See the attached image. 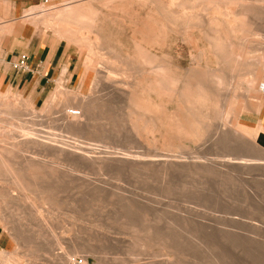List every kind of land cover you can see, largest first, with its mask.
<instances>
[{
	"label": "rangeland",
	"instance_id": "obj_1",
	"mask_svg": "<svg viewBox=\"0 0 264 264\" xmlns=\"http://www.w3.org/2000/svg\"><path fill=\"white\" fill-rule=\"evenodd\" d=\"M101 1L40 0L27 10L64 43L41 96L0 91V264H264V148L240 120L254 110L247 81L263 67L264 0ZM161 4L192 16L193 27L167 25ZM76 11L94 13L92 28ZM151 68L176 74L168 96L152 92L164 87ZM70 109L78 127L66 124Z\"/></svg>",
	"mask_w": 264,
	"mask_h": 264
},
{
	"label": "crops",
	"instance_id": "obj_2",
	"mask_svg": "<svg viewBox=\"0 0 264 264\" xmlns=\"http://www.w3.org/2000/svg\"><path fill=\"white\" fill-rule=\"evenodd\" d=\"M40 0H0V91L28 89L41 96L48 74L61 64L57 58L62 40L55 41L52 31L42 23H32L27 12ZM27 56L25 70L15 71L13 64ZM63 62V61H62ZM264 74V65L261 68ZM264 75L261 77L263 78ZM248 100L252 111H243L240 120L255 129V141L264 148L263 96ZM260 101V102H259Z\"/></svg>",
	"mask_w": 264,
	"mask_h": 264
},
{
	"label": "bare ground",
	"instance_id": "obj_3",
	"mask_svg": "<svg viewBox=\"0 0 264 264\" xmlns=\"http://www.w3.org/2000/svg\"><path fill=\"white\" fill-rule=\"evenodd\" d=\"M102 1H104V0H102ZM101 1V2H102ZM108 2H110L109 4H110V6L112 7V8H120L122 5H124L125 3H127L128 2V0H107ZM106 1V2H107ZM130 1H133V0H130ZM130 1H129V3H130ZM136 1H140V0H136ZM136 1L134 2V3H136ZM145 1V0H144ZM155 1V0H154ZM171 2H172V0H170ZM176 1H178V0H176ZM195 1V0H194ZM193 1V2H194ZM202 1V0H201ZM206 1V0H205ZM207 1H209V0H207ZM106 2H105V4H106ZM107 2V3H108ZM142 2H143V0H142ZM160 2V1H159ZM166 2V1H165ZM173 2H174V0H173ZM181 2H183V4H184V1H181ZM210 2V1H209ZM234 2V1H233ZM240 2V1H239ZM242 2V1H241ZM245 2V1H244ZM244 2H243V4H244ZM248 2V1H247ZM103 3V2H102ZM133 3V2H132ZM138 3V2H137ZM146 2H144V4H145ZM192 3V2H191ZM231 3H232V1H231ZM230 3V4H231ZM246 3V2H245ZM248 3H250V2H248ZM260 3H262V1L260 2ZM142 4V3H141ZM168 4H169V2H168ZM187 4V3H186ZM242 3L241 4H238L239 6L240 5H243ZM131 5H133V4H131ZM146 5V4H145ZM159 5H160V3H159ZM180 5H182V4H179V6ZM234 5V4H233ZM232 5V6H233ZM237 5V6H238ZM246 5V4H245ZM247 5H249V4H247ZM245 6L246 8L248 7V6ZM78 6H80V5H78ZM84 6H86V5H84ZM106 6V5H105ZM140 6V5H139ZM149 6H150V4H149ZM188 6V5H187ZM190 6H192V5H190ZM250 6V5H249ZM68 7V6H67ZM73 7V6H72ZM81 7V6H80ZM131 7V6H130ZM153 7V6H152ZM250 7H252V5L250 6ZM262 7V6H261ZM74 8V7H73ZM72 8V9H73ZM79 8V7H78ZM156 8V7H155ZM158 8V10H159V13H162L163 15H165V17H164V19L166 20V23H167V21H169L170 23H180V27H182L183 29H186L187 30V28L188 27H190V26H192V16H185V17H183V16H181V15H179V14H177V13H175V12H172V11H170V10H168V7L167 8H165L162 4H161V7H157ZM178 8V7H177ZM190 8V7H189ZM240 8H242V6L241 7H239V9ZM249 8V7H248ZM69 9H70V6H69ZM153 9V8H152ZM152 9H150V11L152 10ZM191 9V8H190ZM194 9V8H193ZM196 9V8H195ZM242 9H244V8H242ZM76 10H78V9H76ZM80 10V9H79ZM198 10V9H197ZM249 10V9H248ZM251 10H252V8H251ZM59 11H61V10H59ZM69 11V10H68ZM67 11V12H68ZM236 11V10H235ZM62 12V11H61ZM64 12V11H63ZM69 12H72V10L70 9V11ZM74 12H75V10H74ZM77 13H76V18L75 19H77V21H81L82 23H88L89 24V21H90V19H91V17L94 15V13H92V16L90 17V16H86L85 14V11H84V13L85 14H82V13H78V11H76ZM156 13V12H155ZM182 13V12H181ZM89 14V13H88ZM161 14V15H162ZM192 14V13H191ZM190 14V15H191ZM59 15V14H58ZM98 14H96V16H97ZM158 15V14H157ZM161 15H159V16H161ZM66 16V15H65ZM99 16V15H98ZM58 17V16H57ZM163 17H161V19L163 18ZM194 17V16H193ZM241 17H243V16H241ZM62 18H64V16H62ZM71 18H74L73 16H71ZM70 18V21L72 20ZM98 18V17H97ZM246 18V17H245ZM249 18V17H248ZM74 19V20H75ZM194 19V18H193ZM239 20V19H238ZM96 21H97V19H96ZM194 21V20H193ZM55 22V21H54ZM75 22V21H74ZM98 22V21H97ZM165 22V21H164ZM168 22V23H169ZM168 23H167V25H168ZM195 24H196V22H194ZM247 23H248V21H247ZM86 25V27H88L89 25ZM92 24V23H91ZM63 25V24H62ZM93 25V24H92ZM138 25V24H137ZM175 25V24H174ZM194 25V24H193ZM178 26V27H179ZM64 27H66V26H64ZM79 27V26H78ZM89 27H91L92 28V26L90 25ZM95 27V26H94ZM193 27V26H192ZM133 28H137V27H133ZM177 28V27H176ZM191 28V27H190ZM87 29V28H86ZM85 29V30H86ZM137 29H139V28H137ZM177 29H179V28H177ZM176 29V30H177ZM181 29V28H180ZM179 29V30H180ZM88 30V29H87ZM93 30V29H92ZM66 31V30H65ZM181 31H182V29H181ZM180 31V32H181ZM183 31H185V30H183ZM68 32V31H67ZM90 32V31H89ZM88 32V33H89ZM64 33V32H63ZM69 33V32H68ZM91 34V33H90ZM143 34V33H142ZM183 34H184V32H183ZM66 35H68V34H66ZM70 36H71V34H69ZM69 36V37H70ZM218 38V37H217ZM86 40V39H85ZM209 40V39H208ZM227 40V39H226ZM80 41H81V39H80ZM79 41V42H80ZM95 41V40H94ZM225 42H229V41H225ZM80 43H82V42H80ZM79 43V44H80ZM87 43V42H86ZM86 43H82V45L83 44H85L86 45ZM88 44H90V43H88ZM215 44H216V42H215ZM228 44V43H227ZM81 45V44H80ZM99 45V44H98ZM98 45H96V46H98ZM229 47H231V46H229ZM85 48V47H84ZM86 48H88V47H86ZM98 48V47H97ZM89 50V49H88ZM90 50H92V49H90ZM96 50V49H95ZM208 50V49H207ZM229 50V49H228ZM89 53V52H88ZM90 54V53H89ZM91 54H93L94 55V53H91ZM90 56V55H89ZM114 56V55H113ZM209 56V55H208ZM92 57V56H91ZM93 57H95V56H93ZM117 57V56H116ZM201 57V56H200ZM239 56H237V59H239L238 58ZM243 58L244 57H246V56H242ZM101 58V57H100ZM117 58H119V57H117ZM87 59H89V58H87ZM96 59V58H95ZM122 59V58H121ZM139 59V58H138ZM209 59V58H208ZM246 58H244V60H245ZM263 59V58H262ZM120 59H118L117 61H119ZM128 60V59H127ZM146 60V59H145ZM241 60H242V58H241ZM111 61V60H110ZM109 61V62H110ZM247 61V60H246ZM262 61V60H261ZM98 61L97 60H91V63H89V64H87V67H86V70H84L85 71V73H86V75H85V73H84V75L86 76V83H85V85L88 83V80H89V78H90V74L92 73V71L94 70V68H95V66H96V63H97ZM114 62H116L115 61V59H114ZM227 62V61H226ZM120 63V62H119ZM141 63V62H140ZM116 64H118V63H116ZM166 64V63H165ZM165 64H164V67H165ZM239 64V63H238ZM157 65V64H156ZM262 65H264V61H263V63H262ZM119 66V65H118ZM211 66V65H210ZM99 67V66H98ZM102 66L100 65V67L99 68H101ZM123 67V66H122ZM121 67V68H122ZM153 68L154 67H159V66H152ZM163 66H161L160 68H162ZM164 67L162 68V69H164ZM167 67H169V66H167ZM194 67H196V66H194ZM208 67V66H207ZM253 67V66H252ZM251 67V68H252ZM259 67V66H258ZM97 69V70H99L100 71V69ZM103 68V67H102ZM117 68V67H116ZM125 68H127V67H125L124 66V69ZM153 68H151V70H150V72H148L147 71V73H149V76H151V78H154V80L156 81V82H160L161 84L160 85H162V87H164V89L163 90H159L158 88H156L155 87V89H154V91H152L156 96H158V95H165V96H168L169 95V90H172V84H175V85H177L176 84V80H175V76H176V74L172 77V75H171V72H169L170 73V75H169V73L168 72H166V71H157V70H155L154 72H153ZM159 68V69H160ZM197 68V67H196ZM201 68V67H200ZM244 68V67H243ZM253 68H255V67H253ZM123 69V68H122ZM156 69V68H155ZM226 69V68H225ZM228 69V68H227ZM226 69V70H227ZM231 70H232V67L230 68ZM258 69V68H257ZM187 70V69H186ZM242 70V69H241ZM240 70V71H241ZM251 70V69H250ZM255 70V69H254ZM169 71V70H168ZM174 71V70H173ZM188 71V70H187ZM187 71H185L186 72V75L189 73V74H191L190 72H188L187 73ZM230 71V70H229ZM253 71V70H252ZM95 72V71H94ZM93 72V74H95ZM103 72V71H102ZM105 72V71H104ZM130 72V71H129ZM128 72V73H129ZM135 72V71H134ZM145 72V71H144ZM143 72V74L145 75V74H147V73H144ZM184 72V73H185ZM242 72V71H241ZM254 72V71H253ZM105 73H107V72H105ZM109 73V72H108ZM123 73V72H122ZM141 73V72H140ZM177 73V72H176ZM179 73V72H178ZM248 73H250V72H248ZM109 74H111V73H109ZM235 74V73H234ZM239 74V73H238ZM105 75V74H104ZM115 75V74H114ZM181 75H182V73H181ZM183 75H185V74H183ZM185 75V76H186ZM193 75V74H192ZM230 75V74H229ZM264 74H263V72H262V69L261 68H259L258 70H256V72H254V75H253V77H249L250 79L248 80V79H246V80H248L247 81V85H246V87H245V90H246V92H247V94H249V96L251 97V96H259L260 94H262V96L264 95L263 94V92H262V90H261V88H260V83H262V82H259L258 83V81H259V79H261V77L263 76ZM120 76V75H119ZM137 76V75H136ZM148 77V74L147 75H145V77ZM189 76V75H188ZM106 77H108L107 75H106ZM111 77H113V76H111ZM118 77V76H117ZM122 77V76H121ZM125 77V76H124ZM128 77V76H127ZM134 77V76H133ZM132 77V78H133ZM137 77H139V76H137ZM181 77V76H180ZM247 77V76H246ZM95 78H97V77H95ZM110 77H108V79H109ZM120 78V77H119ZM130 78H131V76H130ZM181 78H183V77H181ZM180 78V79H181ZM216 78V77H215ZM244 78H245V76H244ZM98 79V78H97ZM103 79H105V78H103ZM102 79V80H103ZM107 79V80H108ZM120 79H122V78H120ZM126 79V78H125ZM134 79V78H133ZM137 79H139V78H135V80H137ZM150 79V78H149ZM239 79V78H238ZM93 80H94V78H93ZM92 80V81H93ZM106 80V81H107ZM115 80H116V78H115ZM130 80V79H129ZM178 80V79H177ZM91 81V82H92ZM146 81H148V80H146ZM180 81V80H179ZM178 81V82H179ZM181 81H182V79H181ZM239 81V80H238ZM95 82V81H94ZM100 82V81H99ZM104 82V81H103ZM122 82H123V80H122ZM153 81H151L150 83H152ZM184 82V81H183ZM96 83V82H95ZM132 83V82H131ZM235 83V82H234ZM233 83V84H234ZM90 84V83H89ZM107 84V83H106ZM143 84V83H142ZM181 84V83H180ZM183 84V83H182ZM258 84V87L256 88V85ZM84 85V86H85ZM127 85V84H126ZM129 85V84H128ZM174 85V86H175ZM57 86H59V85H57ZM87 86H89V85H87ZM94 86H95V84H94ZM93 86V87H94ZM106 86V85H105ZM123 86V85H122ZM180 86V85H179ZM227 88L230 86H227V85H225ZM235 86H236V84H235ZM244 86H245V84H244ZM86 87V86H85ZM142 87V86H141ZM146 87V86H145ZM57 88V87H56ZM60 88V87H59ZM119 88V87H118ZM117 88V89H118ZM127 88V87H126ZM175 88H176V86H175ZM175 88L173 89V91L175 90ZM219 88V87H218ZM93 89V88H92ZM94 89H96V88H94ZM112 89V88H111ZM182 90L181 91H179L180 90V88H179V90H178V94L179 95H187V87H186V85L184 84L183 86H182V88H181ZM223 89V88H222ZM226 89V88H225ZM229 89V88H228ZM231 89H234V87L233 88H231ZM244 89V88H243ZM62 90V89H61ZM83 90H84V87H83ZM86 90H87V88H86ZM89 90H91V89H89ZM224 90V89H223ZM59 91H60V89H59ZM92 91V90H91ZM95 91V90H94ZM93 91V92H94ZM130 91H131V89H130ZM54 92V91H53ZM116 92V91H115ZM220 92V91H219ZM59 93V92H58ZM87 93V92H86ZM124 93H125V91H124ZM130 93V92H129ZM175 93H176V91H175ZM55 94V93H54ZM114 94V93H113ZM173 94V93H172ZM177 94V93H176ZM52 95V94H51ZM61 95V94H60ZM96 95V94H95ZM94 95V96H95ZM110 95V94H109ZM108 95V96H109ZM116 95H117V93H116ZM130 95V94H129ZM174 95V94H173ZM93 95L91 94V97H92ZM147 96V95H146ZM114 97V96H113ZM173 97V96H172ZM93 98V97H92ZM116 98V97H115ZM125 98V97H124ZM175 98V97H174ZM212 98H214V97H212ZM51 99V98H50ZM96 99V98H95ZM130 99V98H129ZM150 99H151V97H150ZM48 100H49V98H48ZM52 100H54V98L52 99ZM52 100H51V102H52ZM82 100V99H81ZM92 100V99H91ZM117 100H119V99H117ZM131 100V99H130ZM174 99H172V101H173ZM216 100V99H215ZM214 100V101H215ZM171 101V102H172ZM228 101V100H227ZM80 102V101H79ZM152 102V101H151ZM162 102V101H161ZM260 102V101H259ZM210 103V102H209ZM227 103V102H226ZM236 103H238V101H236ZM236 103H234V104H236ZM50 104V103H49ZM152 104V103H151ZM233 104V105H234ZM82 105V104H81ZM134 105H135V103H134ZM153 105V104H152ZM156 105V104H155ZM208 105H210V104H208ZM233 105H232V107H230V108H234L233 107ZM240 104H238V107H240L239 106ZM207 106V105H206ZM228 106V105H227ZM45 107V106H44ZM140 106H138V108H139ZM163 107H164V105H163ZM166 107V106H165ZM210 107H211V105H210ZM236 107H237V105H236ZM241 107H242V104H241ZM73 108V107H72ZM162 108V107H161ZM212 108H214L213 106H212ZM229 108V109H230ZM47 109V108H46ZM142 109V108H141ZM164 109V108H163ZM162 109V110H163ZM216 109V108H215ZM226 109V108H225ZM224 109V110H225ZM237 109V108H236ZM240 109V108H239ZM80 110V109H79ZM84 110V109H83ZM210 111H211V109H209ZM209 110H207V111H209ZM233 110V109H232ZM235 110V109H234ZM164 111V110H163ZM169 111V110H168ZM218 111V110H217ZM237 111H239V110H237ZM242 111V110H241ZM49 112V111H48ZM67 112V111H66ZM73 112L74 111H72L71 109L66 113V117H68L66 120H67V123L66 124H68V125H71V126H74V125H77V127H78V124L79 123H82V120H80V119H77L78 118V116H79V114H80V112H78V114H73ZM204 112V111H203ZM240 112V111H239ZM128 113V112H127ZM133 113V112H132ZM168 113V112H167ZM207 113V112H206ZM219 113V112H218ZM225 113V112H224ZM231 113V112H230ZM71 114H73V115H76L74 118L72 117V116H70ZM165 114V113H164ZM168 115H170V114H168ZM167 115V116H168ZM212 117V116H211ZM166 118V117H165ZM176 118V117H175ZM167 119H168V117H167ZM208 119H211V118H208ZM213 119V118H212ZM65 120V121H66ZM170 120V119H169ZM202 120V119H201ZM237 120V119H236ZM172 121V120H171ZM202 121H204V120H202ZM84 122V121H83ZM168 121L166 120V123L165 124H167L168 125V123H167ZM204 122H206V121H204ZM210 122V121H209ZM170 123V122H169ZM203 123V122H202ZM208 122H206V124H207ZM225 123V122H224ZM61 124H62V122H61ZM164 121H163V128H164ZM64 125V124H63ZM82 125V124H81ZM170 125V124H169ZM181 125V124H180ZM179 125V126H180ZM172 126V125H171ZM170 126V127H171ZM63 127V126H62ZM77 127H75V128H77ZM88 127V126H87ZM169 127V128H170ZM175 127V126H174ZM73 128V127H72ZM80 128H82V126L80 127ZM162 128V129H163ZM233 129V128H232ZM15 130V129H14ZM66 130H68V129H66ZM71 130V129H70ZM83 130V129H82ZM172 132L174 131V130H172V127H171V129H170ZM181 130L182 129H180V132H181ZM184 130V129H183ZM209 130V129H208ZM210 130H211V128H210ZM209 130V131H210ZM242 130H243V128H242ZM73 131V130H72ZM75 131H76V129H75ZM74 131V132H75ZM163 131H165L164 129H163ZM170 131V132H171ZM186 131V130H185ZM235 131V130H234ZM237 131V130H236ZM165 132H167V131H165ZM29 133V132H28ZM239 133H241L240 131H239ZM245 133V132H244ZM243 133V134H244ZM257 133V132H256ZM256 133H255V131L254 132H251V134H250V136H249V140H250V142L251 143H253L254 144V141H255V135H256ZM158 134V133H157ZM169 134V133H168ZM211 134V133H210ZM30 135H33V134H31V132H30ZM57 135V134H56ZM248 135V134H247ZM60 136V135H59ZM158 136V135H157ZM31 137V136H30ZM51 137V136H50ZM55 138H53L52 139V137L50 138L52 141H54V142H56V143H58V144H60V148L61 149H64V148H67V149H70V148H72V147H70L71 145H70V143H69V140L68 141H66V140H64V142H63V140H62V142H58L57 140L59 139V137H58V139L57 140H55L57 137L56 136H54ZM61 137V136H60ZM135 137V136H134ZM176 137V136H175ZM197 137V136H196ZM200 137V136H199ZM242 137V136H241ZM240 137V138H241ZM247 137V136H246ZM48 138V137H47ZM65 138H66V136H65ZM181 138V137H180ZM32 139V138H31ZM49 139V140H50ZM186 139V138H185ZM191 139V138H190ZM198 139V138H197ZM50 140V141H51ZM59 140H61V139H59ZM72 140V139H71ZM180 140V139H179ZM51 141V142H52ZM73 141H74V139H73ZM147 141V140H146ZM176 141V140H175ZM181 141H183L182 140V138H181ZM47 142V141H46ZM51 142H49L50 144H51ZM161 142V141H160ZM159 142V143H160ZM230 142V141H229ZM43 143V142H42ZM76 143V142H75ZM74 143V144H75ZM78 143V142H77ZM159 143H157L158 145H159ZM164 143V142H163ZM91 144V143H90ZM150 144V143H149ZM84 145V144H83ZM97 145V144H96ZM161 145V144H160ZM164 145V144H163ZM75 146V145H74ZM86 146H88V144L86 145ZM55 147V146H54ZM83 146H81V148H82ZM182 147V146H181ZM78 148L80 149V147H79V144H78ZM85 148V147H84ZM89 148V147H88ZM87 148V149H88ZM105 148V147H104ZM163 148V147H162ZM67 149H65V150H67ZM92 149V148H91ZM90 149V150H91ZM58 150V149H57ZM82 150V149H81ZM89 150V152L91 153V151ZM93 150V149H92ZM64 151V150H63ZM75 151V150H74ZM94 151V150H93ZM98 151V150H97ZM104 151V150H103ZM111 151V150H110ZM118 151V150H117ZM57 152V151H56ZM61 152V151H60ZM81 152V151H80ZM152 152V151H151ZM156 152V151H155ZM55 153V152H54ZM76 153H78V152H76ZM85 153V152H84ZM104 153H105V151H104ZM103 153V154H104ZM144 153H145V151H144ZM158 154L160 153V152H157ZM65 154V153H64ZM73 154V153H72ZM88 154V153H87ZM94 154V153H93ZM106 155H104V156H107V152L105 153ZM109 154V153H108ZM122 154V153H121ZM141 154V153H140ZM163 154V153H162ZM166 154V153H165ZM63 155V154H62ZM90 155V154H89ZM110 155V154H109ZM116 155V154H115ZM122 155H124V154H122ZM122 155H121V157H122ZM132 155V154H131ZM146 155V154H145ZM172 155V154H171ZM175 155V154H174ZM79 156V158L81 157V155H78ZM84 156H87V155H84ZM112 156H114V155H112ZM140 156H142V155H140ZM140 156H135L134 155V158L135 157H137V159L140 157ZM71 157V156H70ZM88 157V156H87ZM87 157H84V158H87ZM92 158V155L91 156H89L88 158ZM124 157H126V155L124 156ZM185 157V156H184ZM78 158V157H77ZM76 158V159H77ZM82 159H84L83 157H81ZM108 158V157H107ZM144 157H142L141 159H143ZM149 158V157H148ZM151 158V157H150ZM149 158V159H150ZM189 158V157H188ZM68 159V158H67ZM122 159V158H121ZM128 159V158H127ZM129 159L131 160V158L129 157ZM128 159V160H129ZM133 159V158H132ZM140 159V158H139ZM154 159H155V157H154ZM160 159V158H159ZM161 159H162V157H161ZM175 159V158H174ZM184 159V158H183ZM86 160V159H85ZM118 160H120L119 158H118ZM129 160V161H130ZM134 160V159H133ZM144 160V159H143ZM153 160V159H152ZM157 160H158V158H156V162H157ZM171 160H172V158H171ZM177 160H179V158H177ZM200 160V159H199ZM261 160V159H260ZM88 161H89V159H88ZM110 161H113V160H110ZM117 161V160H116ZM145 161H146V159H145ZM149 161H151V160H148V162ZM155 161V160H154ZM176 161V160H175ZM184 161V160H183ZM196 161V160H195ZM254 161V160H253ZM263 161V160H262ZM262 161H260L261 163H262ZM85 162H87V161H85ZM117 162H119V161H117ZM142 162V161H141ZM152 162V161H151ZM160 162V161H159ZM172 162V161H171ZM179 162V161H178ZM177 162V163H178ZM185 162V161H184ZM245 162H246V160H245ZM259 162V161H258ZM259 162V163H260ZM3 164L5 163V162H2ZM111 163H113V162H111ZM142 163H144V162H142ZM147 163V162H146ZM150 163V162H149ZM158 163V162H157ZM164 163V162H163ZM183 163V162H182ZM181 163V164H182ZM238 163V162H237ZM72 164V163H71ZM82 164V163H81ZM114 164V163H113ZM124 164H126V163H124ZM139 164V163H138ZM141 164V163H140ZM153 164H155V163H153ZM165 164H168V163H165ZM184 164V163H183ZM255 164V163H254ZM7 165V164H6ZM99 165V164H98ZM143 165V164H142ZM223 165V164H222ZM3 166V165H2ZM100 166H101V164H100ZM141 166V165H140ZM145 166V165H144ZM154 166H156V164L154 165ZM174 166V165H173ZM180 166V165H179ZM214 166V165H213ZM6 167V166H5ZM5 167H4V169H5ZM37 167V166H36ZM129 167V166H128ZM164 167V166H163ZM227 167V166H226ZM7 168H8V165H7ZM15 168V167H14ZM132 168V167H131ZM148 168V167H147ZM164 169V168H163ZM28 170V169H27ZM37 170V169H36ZM13 171V170H12ZM18 171H19V169H18ZM18 171H17V174H18ZM5 172V171H4ZM6 172H8L9 173V171H6ZM10 172H11V170H10ZM30 172V171H29ZM164 172V171H163ZM8 173H7V175H8ZM14 174V173H13ZM53 174V173H52ZM32 175V174H31ZM22 176V175H21ZM28 176V175H27ZM44 176V175H43ZM163 178V177H162ZM12 179H14V178H12ZM25 179V178H24ZM26 181L27 180H29V179H25ZM55 180V179H54ZM32 181V180H31ZM25 182V181H24ZM28 182V181H27ZM95 182V181H94ZM110 182V181H109ZM11 183H12V181H11ZM19 184V183H18ZM13 185V184H12ZM17 185V184H16ZM34 185V184H33ZM18 186V185H17ZM19 186H20V184H19ZM18 186V187H19ZM22 186V185H21ZM31 186V185H30ZM15 187V186H14ZM101 187V186H100ZM20 188V187H19ZM28 188V187H27ZM26 187H25V189H27ZM31 188H32V186H31ZM24 189V187H23V190L24 191H26ZM22 190V189H21ZM22 190V191H23ZM32 190V189H31ZM30 190V191H31ZM35 191V190H34ZM39 191H41V190H39ZM27 192V191H26ZM42 192V191H41ZM31 193V192H30ZM33 193V192H32ZM22 194V193H21ZM18 196V195H17ZM33 196V195H32ZM21 197V196H20ZM31 198V197H30ZM36 198V197H35ZM41 198H42V196H41ZM43 198H45V197H43ZM42 198V199H43ZM18 199V198H17ZM21 199V198H20ZM23 199V198H22ZM19 200V199H18ZM37 200V199H36ZM35 200V201H36ZM40 200V199H39ZM38 200V201H39ZM24 201V200H23ZM37 202V201H36ZM39 202H41V201H39ZM18 203V202H17ZM16 203V204H17ZM60 203V202H59ZM30 204V203H29ZM34 204V203H33ZM32 204V205H33ZM32 208V207H31ZM64 209V208H63ZM51 242V241H50ZM58 250V249H57ZM0 255H2L1 253H0Z\"/></svg>",
	"mask_w": 264,
	"mask_h": 264
},
{
	"label": "built area",
	"instance_id": "obj_4",
	"mask_svg": "<svg viewBox=\"0 0 264 264\" xmlns=\"http://www.w3.org/2000/svg\"><path fill=\"white\" fill-rule=\"evenodd\" d=\"M27 56L22 55L20 60L14 64V66L19 70H25L27 68L26 64ZM260 88L264 94V82L260 83ZM73 114H78V111H74Z\"/></svg>",
	"mask_w": 264,
	"mask_h": 264
}]
</instances>
